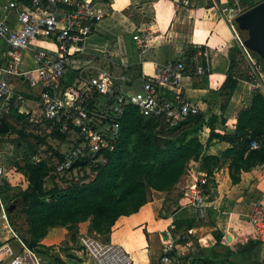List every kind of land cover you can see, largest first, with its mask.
Returning <instances> with one entry per match:
<instances>
[{
	"label": "crops",
	"instance_id": "crops-1",
	"mask_svg": "<svg viewBox=\"0 0 264 264\" xmlns=\"http://www.w3.org/2000/svg\"><path fill=\"white\" fill-rule=\"evenodd\" d=\"M236 3L246 11L252 8L242 0H115L110 15L103 20L96 34L88 39L95 53H89L85 44L83 55L86 58H81L80 67L92 60H96L97 64L107 63L106 60L111 55L115 61L127 65V72L118 65L112 70L115 73H126L131 78V82L125 87L130 91H140L142 75H153L156 64L176 60L186 62L181 94L199 106L200 115L207 124L214 117L212 125H206L198 135L206 148V155L219 159V165L213 174L208 176L202 160L191 162L190 174L184 176L173 191L154 192L150 203L137 214L120 218L114 226L107 243L125 249L133 264H161L163 245L169 239L168 233L172 225L177 227V251L181 254L182 264L196 259H206L213 264H264V241L256 237L249 223L254 206L264 193V163L247 165L238 160L236 155L228 154L235 147L233 143L216 138V135L235 136L238 118L244 110L251 107L255 95L248 82V50L243 45L246 37L237 25L234 29L221 13L223 8ZM260 3L262 1L257 0V4ZM152 21L154 35L151 47L147 54L139 55L135 50V43L133 47L130 46L128 38L133 39L134 33L149 27ZM199 47L201 50H198ZM235 47L243 53L249 77L246 81L241 80L228 97L225 91L220 93V90L233 68L230 56ZM34 50L36 48L30 51L34 53ZM190 52L193 56L188 61L187 55ZM198 55H201V63L207 69L204 77L196 74L194 57ZM26 56L29 57L28 52L23 55L21 67L31 71L28 62L24 60ZM74 69L68 72V81L64 85L66 91H77L80 87L77 79L86 78L85 72H79L77 67ZM86 74L89 75L90 72ZM12 87L27 100L19 113L26 115L33 125L36 124L33 121L42 116L39 103L42 89H31L20 79L12 80ZM161 97L172 101L175 92L162 90ZM93 102L100 108L107 104L102 98H95ZM0 118H3L1 108ZM10 124L16 125L14 122ZM41 128L29 131L39 134ZM211 128L215 130L214 136ZM211 137L214 139L211 140ZM10 144L12 143L0 141V167L4 169L0 197L3 194L1 188L7 183L10 185L7 189L12 193L15 190L13 180L8 181L4 167L14 165L13 169H16L9 148L7 149ZM37 157L34 158L35 161H38ZM15 175L13 171L12 178L16 179ZM203 175L208 176V200L205 215L200 218L198 210L187 198V193ZM26 184L28 186L27 181ZM12 205L7 207L10 209ZM83 225L87 224H80L78 227ZM191 230L193 234L189 233ZM70 235L66 229L57 228L41 242V250L50 252L44 256L49 262L47 264H94L76 247V243L69 240ZM12 240L21 248L19 240L11 232L5 241L10 244ZM188 240L195 242V250L185 248L184 242ZM61 246L65 249L58 251Z\"/></svg>",
	"mask_w": 264,
	"mask_h": 264
},
{
	"label": "built area",
	"instance_id": "built-area-1",
	"mask_svg": "<svg viewBox=\"0 0 264 264\" xmlns=\"http://www.w3.org/2000/svg\"><path fill=\"white\" fill-rule=\"evenodd\" d=\"M115 0H0V108L1 116L12 110L22 111L27 100L21 93H16L12 80L20 79L31 89H42L40 108L41 119L34 123H60V132L73 142L71 150L63 152V160L55 166L56 173L66 175L76 168L81 171L88 163L94 167L107 163L104 153L116 150L121 136L122 120L128 106L137 107L145 118H163L170 127H176L190 117L201 114L199 106L183 97L181 83L186 74V64L181 60L165 64H156L154 74H143L140 91L126 90L131 78L122 73H115L112 68L121 66L127 72L125 63L115 61L110 55L107 63L97 64L89 61L80 67L81 58L87 40L96 34L101 23L110 15ZM186 2V0H184ZM246 12L239 3L221 10L227 22L235 29L236 19ZM154 21L147 28L139 29L133 35L135 50L145 55L153 41ZM239 35L236 36V39ZM37 68L21 71L22 58L32 45ZM201 50V47L198 48ZM250 66L249 83L253 91L264 96V69L259 58L248 52ZM196 74L204 77L207 69L201 63V55L194 57ZM77 67L85 72L86 78L77 79L80 87L77 91L64 90L70 69ZM75 70V69H74ZM86 72H90L89 75ZM83 74V73H82ZM162 90L175 92L172 101L161 97ZM102 98L107 104L101 108L93 102ZM28 114V113H26ZM0 122V127H1ZM52 132L50 127L47 131ZM74 135V136H73ZM72 139V140H71ZM80 142V143H78ZM264 147V138L252 140L249 151H258ZM42 159H38L40 162ZM76 161L85 163L73 168ZM90 166V165H89ZM4 169L0 167V186ZM86 179L94 181L96 174H85ZM84 177L75 175L79 182ZM208 176L203 175L187 193V198L203 218L207 208ZM0 220L9 224L7 204L0 197ZM249 223L259 240L264 241V193L256 202ZM6 229V230H7ZM176 225L169 230V239L164 242L161 264H182L181 254L177 251L178 238ZM19 240L21 252L15 253L9 242L0 241V264H47L45 254L48 251L27 247ZM193 234V230L189 231ZM186 239L188 237H185ZM76 247L94 264H133L130 255L120 246L102 242L96 237H78ZM187 250H195V242H184ZM63 250L64 246L58 248ZM67 264V263H62ZM185 264H195L187 260Z\"/></svg>",
	"mask_w": 264,
	"mask_h": 264
},
{
	"label": "trees",
	"instance_id": "trees-1",
	"mask_svg": "<svg viewBox=\"0 0 264 264\" xmlns=\"http://www.w3.org/2000/svg\"><path fill=\"white\" fill-rule=\"evenodd\" d=\"M242 2L245 4L247 0ZM248 5L255 7L257 0H252ZM234 49L230 56L233 68L220 90V93L225 91L228 97L241 80L246 81L249 77L242 51L238 47ZM187 56L189 61L193 55L190 52ZM261 63L264 65L262 61ZM2 117L10 129L8 133L1 135H18L23 141H32L34 158L44 147L53 152L48 143L49 138L60 143L68 142V136L60 132V123L52 126L43 120L39 124L47 128L43 134H35L29 131L33 128V123L18 110H12ZM213 119L214 117L207 124L205 118L199 115L172 128L163 118H145L137 107L128 106L122 120L119 144L114 152L103 154L107 163L94 167V181L86 179L85 175L81 181L76 182L73 171L66 175L56 173L55 166L64 158L60 152H53L54 155L40 162L32 161V157L24 167L15 162V168L23 174L28 186L13 202L16 208L8 213L11 228L27 247L40 250L41 242L57 228L73 233L80 224H87L90 233L109 237L117 221L137 214L152 201L154 192L173 191L181 179L190 174L191 162L202 160L208 176L213 174L219 165V159L206 155V148L198 137L206 125H212ZM1 120L2 118L0 122ZM10 122L16 125L13 126ZM50 127L52 132L47 133ZM34 128H40L38 123ZM211 129L214 136L215 130ZM216 138L233 143L235 147L228 154L236 155L238 160L247 165L263 164L264 147L258 151H249L248 147L252 140L264 138V96L255 92L251 107L244 110L238 118L234 137L216 135ZM89 165L91 166L88 163L82 169ZM49 179L53 181L54 187L48 190ZM18 216L24 218L28 229L20 225ZM77 240L78 238L75 242ZM193 262L213 264L206 259H196Z\"/></svg>",
	"mask_w": 264,
	"mask_h": 264
},
{
	"label": "rangeland",
	"instance_id": "rangeland-1",
	"mask_svg": "<svg viewBox=\"0 0 264 264\" xmlns=\"http://www.w3.org/2000/svg\"><path fill=\"white\" fill-rule=\"evenodd\" d=\"M247 3H249V4L252 3V0H247ZM244 36L247 38V34H244ZM128 41H130V46L133 47V45H134L133 39L128 38ZM89 43L91 44L90 40H87V42H86V44H87L86 45V50L89 53H95L93 51L94 48H92ZM34 48L38 49V46L33 44L31 50H33ZM130 49H131V47H130ZM27 52L29 53V57H27V56L24 57V60L28 62L30 68L33 70V69L37 68V64H35V62H34V57H33L34 53H33V51H27ZM79 57L83 58L84 60L86 58V56H84V55H79ZM247 67H248V65H247ZM21 71H26V70H23L22 67H21ZM263 82H264V79H263ZM36 125L37 124H34V126H33V128L31 130H35L34 127ZM38 125L42 127L40 134H43L44 133V129L47 128V127L45 125H43V124H38ZM20 127L21 126H19V128ZM32 133H36V132H32ZM0 141L1 142H11L12 143V144L8 145V147L6 145L7 149L9 148V151L11 153V157H12L11 159H13L14 163L15 162L19 163L23 167H24L26 161H28L29 159H31L34 156L33 155V151L31 149L32 141H26V140L23 141V140H21L20 137H18V135L2 136L1 134H0ZM48 143L52 147L54 153L55 152H60L61 154L63 152H67V151L71 150L73 148V146H74L73 142L60 143L59 141H56V140H54L52 138L48 139ZM53 152L52 151L49 152L47 147L41 148V152L38 153L37 159H39V158L40 159H44L46 157H50V155H54ZM5 153H8V151L7 152L5 151ZM32 161H35L34 157H33ZM13 166L14 165H6L4 167L6 169V177H7L8 181H11V179L13 180L12 185H14V187H15V190L13 192L14 194L11 192V190L7 189L5 187V185H3V187L1 188V192L3 193L1 199L8 206L14 204L13 202L16 201V198H17L18 194L20 192L26 190V188H27L25 177L23 176V174L19 173L18 169H13L14 168ZM92 170H93L92 166H88V167H86V169L81 170V171H79L76 168L73 171V174L83 177V176H85V174H89L90 172H92ZM13 171H14V174H16L15 175L16 179L12 178L13 177L12 176V172ZM7 174H8V176H7ZM6 181L4 182V184L6 183ZM7 185H8V183H7ZM53 187H54V183H53L52 180L49 179L47 181V189L49 190V189H51ZM7 209H9V207H7ZM18 217L21 218V219H19V218L17 219L18 222L20 223V225H22L23 228L28 229V227L24 223V218L22 219L21 216H18ZM9 224H10V222H9ZM7 228H8V224H6L2 220H0V241L3 242V243L6 242L5 238L10 237L11 230H13L12 228H10V230L7 229ZM69 233L71 234L70 237H69L70 238L69 240H71V242H73V243H75V240L78 237H81V236L96 237V238L100 239L102 242H106V243L110 241V240H108L109 237H103V236H99V235H97L95 233H90L89 226H87V225H83L82 227H78L73 233L72 232H69ZM22 234H24V232L21 233V235ZM74 237L76 238L75 240H74ZM68 244H69V241L67 242V245ZM10 245H11V247L14 249V251L17 254L19 252H21V248L19 247L18 243L15 240H12L10 242ZM41 246H43V245L41 244ZM195 246H196V244H195ZM6 264H8V263H6Z\"/></svg>",
	"mask_w": 264,
	"mask_h": 264
},
{
	"label": "water",
	"instance_id": "water-1",
	"mask_svg": "<svg viewBox=\"0 0 264 264\" xmlns=\"http://www.w3.org/2000/svg\"><path fill=\"white\" fill-rule=\"evenodd\" d=\"M236 25L242 33L247 34L243 44L244 47L264 63V2L257 4L239 16L236 19ZM1 124L0 133H8L10 128L6 120L2 118ZM84 164L81 161H76L73 168ZM14 209L15 205H12L8 211L12 212Z\"/></svg>",
	"mask_w": 264,
	"mask_h": 264
}]
</instances>
